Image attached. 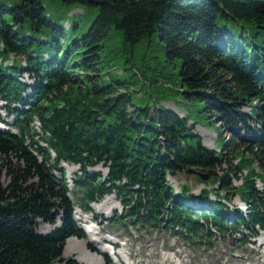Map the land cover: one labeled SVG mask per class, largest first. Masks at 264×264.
Listing matches in <instances>:
<instances>
[{
  "label": "trees",
  "instance_id": "trees-1",
  "mask_svg": "<svg viewBox=\"0 0 264 264\" xmlns=\"http://www.w3.org/2000/svg\"><path fill=\"white\" fill-rule=\"evenodd\" d=\"M60 1L96 10L85 32L78 35L76 22L58 25L43 0L0 3V100L11 116H0L7 125L0 129V264H82L63 256L68 238L84 237L74 206L88 210L112 193L122 210L109 221L188 241L264 229V0ZM218 17L261 28L260 44L242 45ZM113 31L130 57L144 45L135 71L143 83L165 82L163 95L180 96L190 107L183 116L133 99V74L106 78L101 54ZM193 112L219 125L220 148L203 145ZM62 162L79 166L75 200ZM98 164L105 175L89 171ZM188 168L209 175L196 176L204 184L196 195L185 183L175 192L168 180ZM235 195L244 209L229 204ZM38 219L59 224L39 233Z\"/></svg>",
  "mask_w": 264,
  "mask_h": 264
},
{
  "label": "rangeland",
  "instance_id": "rangeland-1",
  "mask_svg": "<svg viewBox=\"0 0 264 264\" xmlns=\"http://www.w3.org/2000/svg\"><path fill=\"white\" fill-rule=\"evenodd\" d=\"M10 1L11 0H0V3L8 4ZM43 2L46 6V13L51 15V19L58 25L68 28L70 24L76 22L78 27L75 31H78V35L86 31L96 14L95 9H86L85 12H83L82 10L84 8L82 6L65 4L60 0H43ZM217 25L219 27L226 26V28L232 32L234 38L249 49H251V46L254 47L255 44H260L261 28H254L249 23L242 20H233L229 17H218ZM241 37L245 39L244 42L241 40ZM121 43L122 37L116 31L112 32L111 37L105 43L101 55L103 57L102 69L104 73L107 74L106 78L110 79L111 76L119 79L123 76L128 78L133 74L138 81L137 87H135L136 92H133V99L141 103H150L151 105L154 103L155 105L171 108L180 116H183L190 107L185 104L180 96L163 95L162 93L164 91L166 93L170 92L168 89L164 90L166 89L165 85H167L165 82L159 80L151 84L143 83L139 78L138 72L135 71L139 57L147 50L144 48V45L136 47L133 57H130L131 52L120 51ZM177 69L178 68H176L175 71H177ZM243 109L247 110V107ZM0 114H4L3 108L1 107ZM5 119L10 121L11 116H7ZM190 119L197 122L194 127V132L199 134L203 145L210 149H215L216 146L220 148L223 140L216 136V134L220 133L219 125L212 121L204 112L190 113ZM222 133L226 138L230 136L227 129H223ZM62 165L67 172V181L69 182L68 185L71 191L70 197L75 200V196H73L74 186L71 179L73 173L78 171V166L67 163H63ZM89 171H100L105 175L106 167L102 164H98L95 167L89 168ZM216 171L218 174L221 173L219 168L216 169ZM55 174L59 176L58 172H55ZM1 180L3 185L7 184L8 178L3 172ZM168 180L171 182L175 192L180 189L183 183H185L186 188L194 195L198 194L204 187V184L197 180L196 175L193 174L180 173L175 176L169 175ZM232 180L236 187L241 183L240 179L233 178ZM257 186L260 188L261 184L258 183ZM212 190L213 189L210 191V196L213 198L214 191L212 192ZM191 192H189L190 196L193 195ZM104 198V200L108 202L106 209L109 208L106 211L98 209L100 208L99 202L91 204L90 207L92 211L90 212L84 211L85 209L80 205H77L75 210L79 212V209H81L80 207H82L84 210L82 209L80 214L83 219L94 218L96 227L99 231V237L115 238L122 242H126L127 250L131 252L129 254L131 260L137 261V264H264V246L262 245L264 241V229L258 230L254 237L246 236L242 238L227 233H214L202 239L204 243H199L200 238H194L193 241H188L179 234H174L168 229L131 225L128 223V220L122 222H113V220L106 221L105 219L112 216L114 211L118 213L121 212V204L115 194H111ZM229 204L242 205L243 208H245V205H243L237 195L231 197ZM77 223L80 225L79 222ZM58 224L59 221L52 224L38 219L37 231L39 233H47ZM69 239L65 242L63 250L64 257H73L78 262L86 264L78 260L77 257L80 256L82 259H85L83 256L86 257L87 253H93L94 255L97 253L101 256H96L100 263L107 264L104 257V250L98 248L99 244L95 242L92 243L85 232L82 238L73 237V241H69ZM89 242L92 243L97 251L88 248ZM75 244H79L80 247L72 251L71 246H75Z\"/></svg>",
  "mask_w": 264,
  "mask_h": 264
},
{
  "label": "bare ground",
  "instance_id": "bare-ground-1",
  "mask_svg": "<svg viewBox=\"0 0 264 264\" xmlns=\"http://www.w3.org/2000/svg\"><path fill=\"white\" fill-rule=\"evenodd\" d=\"M12 58V57H11ZM0 103H3V101H1L0 100ZM31 126H32V128L34 129V130H36L38 133H42V130H41V123H40V121L37 119V118H34V120H33V122H32V124H31ZM40 143L42 144V145H46V143H44V142H41L40 141ZM50 153H51V156L52 157H54L55 156V154H54V152L50 149ZM74 165V164H73ZM78 166V165H77ZM78 173H80V171H79V166H78V171H77ZM107 196H109V195H107ZM106 197V196H105ZM105 198H103L102 200H100V201H98L99 203H100V208H98L99 210H102V211H106V210H108V209H106L107 208V201L106 200H104ZM98 202H93V203H98ZM92 203V204H93ZM76 206H77V204L74 206V209H73V213H74V215L76 216H78L81 212H82V209H79V212H76V210H75V208H76ZM110 209H111V207H110ZM108 218V217H107ZM92 227V228H91ZM90 228H91V230H90ZM94 228V229H93ZM85 231H86V233L88 234V236H89V238H92V239H94V240H96L97 241V243L99 244L98 246H99V248L100 249H102V250H109L110 249V244L109 243H107V242H104L103 240L104 239H102L101 240V238H99V236H98V231H97V228L95 227V226H93V225H89L88 227H85ZM75 238V237H74ZM69 239V238H68ZM67 239V240H68ZM74 239H73V237H70V239H69V241H73ZM68 241V242H69ZM262 245L264 246V241L262 242ZM78 246V247H77ZM79 244H75V246H71V250L73 251V250H76V249H79ZM263 250H264V247H263ZM95 253V252H94ZM96 255H94L93 253L91 254V253H87V255H86V257L85 256H83L85 259H82L80 256H78L77 257V259L78 260H80L81 262H83V263H86V264H101L100 263V261H99V259H98V257H96L97 255L99 256V257H101L99 254H97V253H95ZM124 258V257H123ZM113 260H114V258H113ZM114 262H115V260H114Z\"/></svg>",
  "mask_w": 264,
  "mask_h": 264
},
{
  "label": "water",
  "instance_id": "water-1",
  "mask_svg": "<svg viewBox=\"0 0 264 264\" xmlns=\"http://www.w3.org/2000/svg\"><path fill=\"white\" fill-rule=\"evenodd\" d=\"M185 173L196 175V176H198V177L200 178V180H202V181H207L208 178H209V175H208V174H204V173H202V172H199V171L195 170L194 168H188V169L185 171ZM169 175H171V176H175L176 173H175V172H171Z\"/></svg>",
  "mask_w": 264,
  "mask_h": 264
}]
</instances>
